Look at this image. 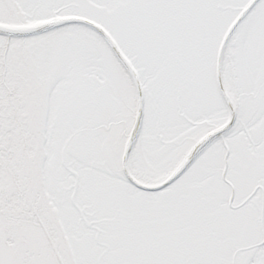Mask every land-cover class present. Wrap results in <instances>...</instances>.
Wrapping results in <instances>:
<instances>
[{
    "label": "snow or ice",
    "instance_id": "1",
    "mask_svg": "<svg viewBox=\"0 0 264 264\" xmlns=\"http://www.w3.org/2000/svg\"><path fill=\"white\" fill-rule=\"evenodd\" d=\"M0 264H264V0H0Z\"/></svg>",
    "mask_w": 264,
    "mask_h": 264
}]
</instances>
